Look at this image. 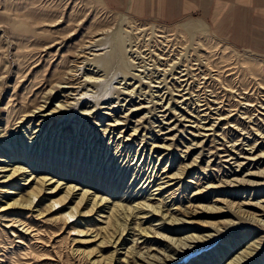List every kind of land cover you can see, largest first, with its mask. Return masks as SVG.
Here are the masks:
<instances>
[{"label": "rangeland", "instance_id": "obj_1", "mask_svg": "<svg viewBox=\"0 0 264 264\" xmlns=\"http://www.w3.org/2000/svg\"><path fill=\"white\" fill-rule=\"evenodd\" d=\"M79 1L90 2L91 9L94 10V12H92V10L88 11L86 8L83 9L82 6L78 4ZM79 1L0 0V130L4 128L6 123L5 107L8 105L10 114L8 123L13 124L16 118L31 112L38 105H42L44 101H47L46 105L49 107L47 112L54 109L55 105L62 103L63 97H59L58 93L55 91L53 95L50 96L44 95L45 92H48L55 81L65 72L77 70L72 67V61L78 53L80 44H82L91 33L96 31L101 32L103 30L108 31L106 41L109 43H105V46H102L99 51L95 52L99 54V63H108L106 71L99 74V80H101L100 86L94 89L90 86L87 87L92 92H86V99L79 100L81 105H78L77 108L73 110L68 108L67 113L59 115L58 118H61L64 114L71 118L70 122L67 123L69 127L66 130V135L63 136L64 138H56L53 136V140L46 141L43 150H41L39 146L37 149L35 147L32 153L30 149L26 151V156L29 157L27 164L24 166L27 171H29L27 173L29 174L34 171L37 173V176L48 175L49 178L54 177V180L59 179L63 184L77 185L80 189L89 190V192L92 193L91 196L96 192L98 196L105 197L108 200L109 203L107 207L119 203L132 206L141 201L140 197H134L132 199V196H135L138 191L134 190L133 187L129 188L133 171L126 172L125 181H121V177L116 181L117 168H114V166L111 167L109 163L105 165L107 158L102 164V160L105 158V156L102 158V155L106 153L102 152V150L99 151L98 148H94L96 142L90 146V149H87L92 139L93 142L99 139V137H95L97 131H95L89 139L94 130V128H92L93 126L90 125L88 130L85 127L86 125L83 128L78 126L82 119L79 116L80 111H89L92 107H96V110L100 107L106 108L110 104L118 106L120 107L119 111L117 107L116 111L114 110L113 112L102 109L95 114V116H98L96 122H98V125H101V127H97V130H103L104 126L106 124H112L115 118L123 120L119 118L127 114V119L132 123H128L126 128L122 126L115 129L113 128V135L109 134V138L113 136L111 141H114L113 144H115L119 138L118 134L122 129L124 130L123 133H121V137L123 136L126 138L132 134V129L135 124L138 123L137 121H139L140 125L138 126L139 130L137 132L139 135L137 138L134 137L132 141L135 144V146H133L134 153L132 151L133 157L136 151H138L133 163L137 159V164L146 169L149 166L151 168L152 166L156 167L158 165V168H166L169 170V174L171 175L177 174L178 171H181L180 169L189 168L183 170L184 180L181 181L179 185L177 184L173 187L174 190L177 189L174 192L175 199L171 202L167 201L171 198L164 200V202H167V209L173 207L172 209L178 210L176 214L173 212L172 216H176L177 219H181L188 224L185 227H182L183 224H179L180 227L174 228V230H178L179 232L172 237L181 239L189 235L196 237H204L208 234L214 235L209 242L194 246V250L185 252L183 256H175L170 249H165L164 243H156L155 240L151 239H148V243H145L147 241L145 238L140 239L138 235L135 236L138 226L140 228H146L151 224L154 225L158 218H153L150 222L139 225L138 219H132L129 221V228L132 230H129V235L124 237V240H127L125 241L126 246L130 247L132 246L131 242H135L136 240L140 242L145 239L142 243L137 244L138 248L136 251L143 253L145 251L147 252V250H153L150 255H155L160 260L159 264H227L237 253L245 249L249 243L258 241L259 244L254 243L256 247H259L254 256L255 259L249 261L248 264H264V226L261 225L260 222H254V220L251 219L256 218V220L264 223V172L259 173L264 169V164H262L264 163V159H259L256 167H253L254 162H249V165H245L243 169H240L234 167V165L230 167L226 163H221L220 165L221 160L216 157V155H228L231 152H234L231 154L235 156L241 153L240 156L243 157H249L246 151H250L253 156H260L264 153V139L261 138L262 134L264 135V111L259 109V97L264 99V94H259V86L256 84L259 83V80H254L251 75L252 73L246 68H242L235 63H233L231 67L230 65L227 66L228 63L223 61L221 57L217 58V56H214L212 60L214 65L220 67V70L214 67L212 69L213 72L211 68L207 69L201 62L200 71L197 67L193 66V70L195 69V71L192 73L193 75L191 74L192 79L190 80L193 83L192 88L195 87L193 88V95H201L200 100L204 101L202 103H205L207 98L211 101H216L215 105L212 102L209 103V105H212V109L217 108L219 110L217 114L223 117L231 115L228 121H222L220 124L215 122V125H219L218 128L215 129V135L218 137L211 135L209 137L194 138L189 134L193 133L197 136L213 133V131L206 132L202 129L198 131L192 128L196 125L202 127L206 125L208 121L202 120L198 123L196 119L188 117L186 112H184L188 111V113L194 117L198 119L202 118L197 116L198 106L195 104L197 101H191V105L189 106L182 103L172 105L170 100L171 96L168 95V89H166V87H164V89L161 90V94H159V97L164 93L166 94L162 99L154 97L158 94H154V96L151 97L146 95V92L149 90L146 88L145 84H143L138 91H136V86L139 83L126 87L122 84L124 83L123 81H125L122 80L123 71L124 73L130 72L136 75L140 74L143 82L152 81H148V78H152L150 73L146 75V72H144L145 74H141L134 71L144 70L145 67L152 69V62L147 60L143 62L140 56L136 57V54L131 55V53H120L118 51L116 53V50L115 52H108L110 50V42L115 38L113 33L115 31L116 22L121 16L133 19L139 24H155L169 29H174L178 25L184 24L190 20H195L206 25L209 32L208 34L212 37V43L220 44L218 52L222 50L223 47L221 46H228L229 49H227V51L230 53L235 51L246 57L249 56L252 60L264 61V12H262V10H264V0H259V3L255 2V4H259V16H257L258 14H254L253 11V15L250 16L247 14L246 9H240L237 6L239 5L237 2L239 0H221L229 5H236L238 9L229 7L227 10H224V13L221 12L218 19L216 17L213 18L216 12L213 5L218 0ZM74 5H76L77 8H74ZM226 13H228V16H226ZM53 22L55 25H53ZM51 24L52 26H50ZM100 37H102V35H98L96 38ZM52 45L53 47H51ZM48 46L50 49H47ZM196 47L197 46H194V54H191L192 60L197 59V57L195 58V54H199ZM112 54L115 55L113 56ZM89 57L92 58L91 56ZM130 60L135 64H132ZM183 60L186 61V57ZM80 61L81 60L78 62ZM128 62L130 64L129 66ZM197 63L199 62L192 61L191 65ZM182 64H180V66L184 65ZM186 64L189 63L186 62L185 65ZM224 65L226 66L223 67ZM160 67L162 68L164 66ZM84 68H86V70L90 68L94 69L92 66L85 65ZM84 68L78 69L79 73H77L80 75L79 77L82 76L80 79L81 82L84 79L83 75L87 74ZM183 68L187 69L183 66L180 70H184ZM176 69L177 68H175L172 73H174ZM177 71L179 70L177 69ZM196 73H198L197 76ZM212 74L219 75V77L212 78ZM102 75L109 80L104 78V76L102 77ZM65 77L68 78L70 76L65 75ZM159 77H161V75ZM170 78L169 76L167 81H171ZM207 78L208 80H206ZM256 79H259V76ZM170 86L171 85H168V87ZM125 87L129 90L135 87V95L130 104L126 106L124 105L130 98L128 99L127 97V100L125 99L126 102L116 99V97L125 98V96H120V91L124 90L123 88ZM140 91L144 94H142V92L140 93ZM78 93H85V90H81V92ZM150 94L151 93H149V95ZM78 97L80 98L79 95L75 96L76 99H78ZM173 98L174 100L179 99L177 97ZM143 99L145 100L143 101ZM244 101H248L249 103L246 102L248 104L251 102V104L248 105L244 103ZM154 102L155 106H153ZM82 104H85V106H82ZM141 106L150 108L146 110L142 109L138 112L133 111L141 108ZM180 108H183L184 111ZM212 109L209 111H214ZM154 110L156 112H153ZM209 111H206V114L214 113H210ZM103 112L111 113V115L115 117L112 116L113 118H108L101 116L100 113ZM164 115L165 119L158 117ZM217 117L219 116H212V118ZM184 118L189 122L180 121ZM160 121H162L163 124H161ZM121 123L124 124V122ZM82 124L84 125L83 122ZM212 124L214 123H209L207 127L209 128ZM74 125L78 126V132L81 129L80 135L78 133L77 136H75L76 132L72 131ZM158 125L163 127L161 132H158L159 128L155 127ZM25 126H27V124H25ZM90 128H92V131L88 133ZM24 129L25 128L20 129L22 134L26 132ZM169 129H173V131L167 135H160ZM152 131L156 134L152 133ZM84 133L86 134L85 139ZM1 134L2 132H0V135ZM23 136H26V138L24 139ZM23 136L21 137V134L16 135L20 140V144L16 147V152L19 154L25 153L24 147H28L27 139L29 135L25 134ZM86 137L88 138V143H86L85 146L83 143ZM165 138L167 140L169 139V141L164 142ZM2 141L0 137V156H2L1 159L7 161V151L2 149L5 141ZM10 141L11 140H9L8 143H10ZM144 143L148 144L145 149L142 148V146L145 145ZM240 143H242V145H240ZM139 144L141 145L139 146ZM152 146L161 149H153ZM197 146L199 147L197 148ZM68 148H70L69 153L67 152ZM217 148L227 150L228 152L224 153L218 151ZM160 156L162 157L161 163H157L158 157ZM133 157L131 159H133ZM18 162L19 161H16L15 164L14 162H10L7 165L13 164V166H16ZM131 162L130 160V163ZM240 162L247 163V161L242 159H239V163ZM1 163L2 162H0V167L3 165ZM13 166H8L7 169ZM130 167L134 169L136 166L132 164ZM222 167L229 169L231 173L234 170L237 171V173H235V175H230V172ZM39 170L42 172H39ZM247 173L259 174L246 176ZM2 175L5 174L0 173V178ZM233 179L248 181L250 185L246 186L243 184L237 189H232L225 188L223 184V189H210L211 187L216 188V186L220 185L221 180L230 181ZM1 180L2 179H0V182ZM186 180L193 182V184L184 183ZM22 183L24 182L19 181L15 184L8 183L7 185L0 184V264H11L13 259V255L10 254L12 253L11 248H15L16 253L20 252V247L22 245L14 243L18 240L15 236H22L24 239L28 240V236L19 233L16 229H13V231H15V236L8 235L10 233L7 229L2 227L5 224L3 219L24 220L32 227L43 231L41 232L42 235L40 238L43 245L47 247L37 246L39 248L36 249V253L48 254L54 261L46 260V262L42 264H89L87 257L81 256L82 258L77 259V255L72 254L71 251L75 249H85L86 252L92 254L98 251H101L104 255L109 253L110 249L96 247L98 242H94V236L99 233L100 228L103 227L102 222L104 218H97L96 215L90 219L77 217L72 223L69 222L63 226L62 216L68 212L72 204H64L63 207L61 206L55 209L56 211H48V206L51 204V201L59 199L64 195L65 190L59 192L54 198L44 195L45 193L42 192L40 200L35 201L37 203V208H11L14 201L23 199L28 191L27 187L21 185ZM120 183H122L121 187H119ZM125 184H127V186L124 189L123 187ZM255 184L258 185L256 186ZM64 186L65 185H63L62 188ZM48 188H50V186H45L44 191L46 192ZM128 188L129 190L127 191ZM79 192L76 193L78 194ZM171 192L172 189H169L167 192H164L163 196ZM194 192H199V195L193 196ZM128 196L129 198H127ZM163 196H161V200H163ZM158 197L159 196L154 197L155 200H151L149 203L153 204ZM238 211L243 212L238 213ZM103 212L105 213L100 215L106 216L109 211L105 209ZM134 217L138 218V216L135 215ZM237 223L241 225L238 226ZM55 234L60 235L54 238L53 236ZM98 238L99 237L95 240ZM9 243H12V245ZM120 251L124 253L125 250ZM166 257L169 258L166 259ZM30 263L37 264L36 262L34 263V261ZM137 263L140 264L141 262L137 261Z\"/></svg>", "mask_w": 264, "mask_h": 264}, {"label": "bare ground", "instance_id": "obj_2", "mask_svg": "<svg viewBox=\"0 0 264 264\" xmlns=\"http://www.w3.org/2000/svg\"><path fill=\"white\" fill-rule=\"evenodd\" d=\"M78 4L81 5L83 9L86 8L88 9V11L92 10L91 9L92 7L90 6V2L88 1H83V2L79 1ZM74 8H77L76 5H74ZM92 12H94V10H92ZM53 25H55V23ZM50 26H52V24ZM114 30L115 31L113 35L115 36V38L113 41L110 42V46H109L110 50L108 52L111 53V52H115L116 50V53L118 51L120 53L121 52L122 53L127 52L129 54L131 53V55L136 54V57L140 56L143 62L144 60L152 62V66H153L152 69L145 67L144 70H134L141 74L146 72V75H149L150 73V76H152V78L151 79L148 78V81L149 80H152V81L143 82L142 78L140 77V74L136 75L130 72L124 73L123 71L122 80H125V81H123L124 83L122 84L127 87V86H133L134 84L139 83L136 86L137 88L136 91H138L139 88H141V86L145 84L146 88H148L149 90L148 92H146L147 93L146 95L151 97V96H154V94H158V95H155L154 97L156 98L158 97L159 99L164 98V95H166L164 93L160 95L159 97V94H161V90L164 89V87H166V89H168V92H167L168 95L171 96L170 100L172 102V105L182 103V104H187L189 106L191 105L190 104L191 101L192 102L197 101L195 103L196 106H198L197 116L202 117L203 119L202 118L198 119L197 117H194L193 115L188 113V111H184L183 108H180V109L186 112L188 117L196 119L198 123H200V121L202 120L204 121L208 120L206 122V125H203L202 127H198L196 125L192 128L198 131L201 129L206 132L213 131V133H210L208 135H197V136L194 135L193 133L189 134L190 136L194 138L195 137H209L211 135L217 136L215 135V132H216L215 129H217L219 125H215V122L220 124L222 121H225V120L228 121L231 115L223 117L222 115L217 114L219 110L217 108L212 109V105H209V103L211 102L214 103L215 105L216 101L214 102L207 98L205 103H202L204 101L200 100L201 95H193L194 93L193 88L195 87L192 88L193 83L192 81H190L192 79L191 74L194 73L195 71V69L193 70V66L197 67L199 70L200 62H201L205 65L207 69L211 68L212 70L215 67V68H218V70H220L219 69L220 67H217L216 65L213 64L212 58L214 56H217V58L221 57L223 61L228 63L227 66L230 65L231 67V65L235 63L239 65L240 67L246 68L247 70H249L252 73L251 75L253 76V79L256 81L259 80V83H256L259 86V94H264V61L252 60L249 58V56L246 57L245 55H241L235 51H232L230 53L229 51H227V49H229L228 46H221L223 48L220 52H218L219 50L218 47H220L219 46L220 44L212 43V37L208 34L209 32H208L206 25L200 21L190 20L184 24L178 25L174 29H169V28H164V27H161L155 24H139L133 19L124 18L121 16L117 20ZM107 33L108 31H105V30L101 32L96 31L94 33H91L90 36L82 44H80V46L78 47V53L75 55V59L72 61L73 63L72 67L77 70H69L68 72H65L62 76H60V78L57 77L58 79L55 81L51 89H49L48 92H45L44 95L50 96V95H53V92L55 91L56 93H58L59 97H63L62 103L55 105L54 109L47 112L49 107L46 105L47 101H44L42 105H38L31 112L23 115L22 117L16 118L13 124H9L8 120L10 119V114L8 110L9 105L7 104L8 106L5 107L6 123H5L4 128L0 130V132H2V134L0 135V137L3 140L2 142L5 141L2 149L7 151V157H6L7 161H5V159H1L2 156H0V162H2L1 164H3L2 167H0V173L5 174L1 176L0 179L2 180L0 184L1 185H7L8 183L15 184L19 181H23L24 183H22L21 185L23 187H27L28 189L27 193L25 194V197L20 200H15L14 203L11 205V208L12 207H19L23 209L37 208V203L35 201L40 200V196L42 192L45 193L44 195H48V196H51V198H54L55 196L59 194V192H61L62 190H65L64 195H62L59 199L52 200L51 204L48 206V211H56L55 209H58V207H61V206L63 207L64 204H69V203L72 204V207L69 208L68 212L64 214V216H62L63 226L66 223H69V222L72 223V221L77 217L78 218L81 217L82 219H90L94 215H96L97 218H104V221L102 222L103 227H101L99 233H97L94 236V242L95 243L98 242L96 247L110 249L109 253L107 255H104L101 251H98L92 254V253L86 252L85 249L72 250L71 251L72 254L77 255L76 256L78 257L77 259L82 258L81 256H85L87 257V260H89V264H139L137 263V261H140L142 264H155V263L159 264L160 260L155 255H150V253L153 250L151 251L147 250V252L145 251L143 253H140L139 251H136V249L138 248L137 244L142 243L143 241H145V239L147 240L145 243H148V239L155 240L156 243L158 242H161V244L164 243L165 249H170V251L174 253L173 255L183 256L185 252L194 250L195 249L194 246L203 244L205 242H209L211 238L214 237V235L208 234L204 237H196L193 235H189L181 239H175L172 237L173 235H176V233L179 232L178 230H174V228L180 227L179 224H183L182 227H185L188 224L181 219H177L176 216H172V213L174 212L176 214L178 210L172 209L173 207L171 209H167L168 207L167 202H164V200L171 198L170 200H167L171 202L172 200L175 199L174 192L177 189L174 190L173 187L176 186L177 184L179 185L180 182L184 180L183 170H187L189 168L180 169L181 171H178L177 174L171 175L169 174V170H167L166 168H162V169L158 168L157 167L158 165L156 167L152 166L151 168L149 166L146 169L143 166L140 167V165L137 164V161H138L137 159L133 163V161L135 160L138 154V151H136L133 157L132 151L134 153L133 146H135V144L132 141L134 137L137 138L139 135L137 134L139 130L138 126L140 125L139 121H137L138 123H136L134 128L132 129L133 131L132 134H130L126 138H124L123 136L121 137V133H123V130H124L122 129L118 134L119 138L117 139L115 144H113L114 141H111L113 139V136L112 137L110 136L109 138V134L113 135V131L117 127L122 126L123 128L124 127L126 128L128 123H132V122H129L130 121L129 119H127V116H128L127 114L124 117L119 118L123 120H118L117 118H115L112 124H106V125L104 124L105 126L103 130H97V127H101V125H98V122H96V119L98 118V116H95V114H97V112L102 109H105L108 112H113L114 110L116 111V108L118 106L110 104L106 108L100 107V108H97V110L95 109L96 107L94 108L92 107V109H90L89 111L82 110L79 113V116L82 119L78 126H81V128H83L86 125L85 127L88 130L89 126L92 125L93 126L92 128H94V130L92 131V128L89 129L88 133H91L92 131L89 139L91 138L92 134L95 133V131H97V134H95V137H99V139L97 141L95 140L94 142L92 139L87 149H90V146L96 142L94 145V148L96 149L98 148L99 151L102 150V152L106 153L105 155H102V158L105 156V158L102 160V164L107 158L105 165L109 163L111 167L114 166V168L115 167L117 168L116 169V172H117L116 181L120 177H121V181H125L126 172L133 171L132 180L130 182L129 188L133 187L134 190L138 191L137 193L135 192L136 195L132 196V199L134 197H140L141 201L135 203L132 206L123 205V203L122 204L119 203V204H113L111 207H107V204L109 203L108 200L105 197L98 196L96 192H94V194L91 196L92 193L89 192V190L87 189L85 190L80 189L77 187V185H67L66 183L63 184L59 179L54 180V177L49 178L48 175H42V176L38 175L37 176V173H35L33 170H32L33 171L32 173L28 174L27 172L29 171H27L26 167H24L29 160V157L26 156V151L28 149L31 150V153L35 149V147L37 149V147L40 146L41 150H43L45 147L44 144H46V141L53 140L52 139L53 136L56 138L57 137L62 138L63 136L66 135L67 133L66 130L69 127L67 126V123L70 122L71 118L69 116H66V114H64L61 118H58L59 115H62V113H67L68 108H71V110H73V109H76L78 105H81L79 100H82L84 98L86 99V94H87L86 92H92L87 87L90 86L94 89L100 86L101 80H99V74L103 71H106L108 63L107 62H103V64L99 63L98 61L99 54L95 52L99 51L102 46H105V43L106 44L109 43L108 41H106ZM98 35H102V37L96 38ZM194 46H197L196 50L198 49L199 54L198 55L195 54V58L197 57V59L192 60L191 54L192 53L194 54V50H195ZM51 47H53V45ZM47 49H50V47L48 46ZM89 56H91L92 58H90ZM185 57H186V61L183 60L185 59ZM79 60L81 61L78 62ZM192 61H197L199 63L191 65ZM130 62L132 64L134 63L131 60ZM186 62H188L189 64L185 65ZM180 64H182L187 69L183 68L184 70H180L181 67H183V66H180ZM84 65L92 66L94 67V69L90 68L86 70V68H84ZM129 65L130 64L128 62V66ZM160 66H164V67L161 68ZM225 66L226 65H224L223 67ZM82 67L85 69V71H87L86 72L87 74L83 75L84 79L81 82L80 79L82 78V76L79 77L80 75L77 73H79L78 69ZM168 68H171V69H168ZM175 68H177L179 71H177L176 69V71L172 73L173 70H175ZM205 73H206V70H205ZM158 74H160L161 77H159L160 75ZM197 74L198 73H196V76ZM65 75H68L70 77L66 78ZM94 76H98V77H94ZM103 76L104 75H102V77ZM169 76L171 77L170 78L171 81H167V78ZM258 76H259V79H256L258 78ZM215 77H219V75H213L212 78H215ZM104 78H107V77L104 76ZM222 78H225V77H222ZM206 80H208V78ZM126 81H130V82H126ZM168 85H171V86L168 87ZM126 87L123 88L124 90L120 91V96H125V98L116 97L117 100L119 101L123 100L125 102L127 100L126 99L127 97L128 99L130 98L124 106L130 104L133 96L135 95V91H134L135 87L132 88L131 90H129ZM79 89L85 90V93L79 94L78 92H81V90ZM116 89H119V88H116ZM141 92L142 91H140V93ZM149 93L151 94L149 95ZM211 93H214V92H211ZM142 94L144 93L142 92ZM78 95L80 96V98L78 97V99H76L75 96H78ZM173 97H177L179 99L174 100ZM262 99L263 98L259 97V109L264 111V99L263 100ZM144 100L145 99H143V101ZM246 102L244 101V103ZM218 103H219V100H218ZM83 105L85 106V104H82V106ZM153 106H155V102ZM149 108L150 107H147V106H141V108H138L133 111L138 112V111H141L142 109L146 110ZM119 109L120 107H118V111ZM211 109L214 110V111H211L214 113L206 114V111H209ZM153 112H156V111L154 110ZM160 112H163V111H160ZM100 114L101 116L108 117V118H111L112 116L115 117L114 115H111V113L103 112ZM213 115H218L219 117L212 118ZM158 117H162V119H165L164 118L165 115L158 116ZM212 120H217V121H212ZM180 121L189 122L185 118ZM82 122L84 123V125L82 124ZM121 122H124V124H122ZM211 122L214 124L210 125V127L208 128L207 126ZM160 123L163 124L162 121H160ZM25 124H27V126H25ZM78 126L74 125V129L72 130L76 132L75 136H77L78 133L79 135L81 133V129L78 132ZM155 127L159 128L158 132H161L163 130V127H161V125H158ZM185 127H188V126H185ZM23 128H25L24 130H26L24 134H22V132L20 131V129H23ZM172 131L173 129H169L166 132L161 133L160 135L161 136L167 135L171 133ZM152 133H155V132L152 131ZM19 134H21V137L25 134L29 135L27 139L28 147L27 146L24 147L25 153L23 154H19L16 152L17 150L16 147L18 146V144H20L19 143L20 140L19 138L16 137V135H19ZM85 135L86 134L84 133V139H85ZM23 137L24 139L26 138V136H23ZM261 138L264 139L263 134ZM9 140H11L10 143H8ZM165 141H169V139L167 140L165 138L164 142ZM86 143H88L87 137L83 144L86 146ZM112 144H113V147L115 146L114 149L112 147ZM144 144L145 145L142 146L143 149H145L146 145H148L147 143H144ZM140 145L141 144H139V146ZM240 145H242V143H240ZM198 147L199 146H197V148ZM152 148L161 149V148H157L156 146H152ZM217 150L222 151L224 153L228 152L227 150H222L218 148ZM69 151H70V148H68L67 152L69 153ZM231 153H234V152H231ZM231 153L228 155L225 154L221 156L216 155V157H218L221 160L220 165L221 163H226L230 167L234 165V167L243 169L245 165L250 164L249 162H254L253 167H256L257 161H259V159H264V153H262L260 156L259 155L253 156V154H251L250 151H246V154H249L248 155L249 157L240 156L241 153L240 154L235 153L236 156ZM132 157L133 159H131ZM161 159H162L161 156L158 157L157 163H161L160 162ZM239 159L245 160L247 161V163H243V162L239 163ZM130 160L132 161L131 163H130ZM16 161H19L18 165L16 166H13V164L7 165L10 162H14L15 164ZM132 164L136 166L134 169L130 167V165ZM8 166H13V167H11L10 169H7ZM222 168L227 169L225 167H222ZM227 171L230 172L229 169H227ZM39 172H42V171L39 170ZM263 172H264V169H262V171H260L259 173H263ZM235 173H237V171L234 170L232 173L230 172V175H235ZM258 174L257 173H247L246 176H254ZM184 183L193 184V182L188 181V180H186V182ZM221 183L220 185L216 186V188L211 187L210 189H215V190L223 189V184L225 188H232V189H235V188L237 189L241 187V185L243 184L246 186L250 185L248 181L238 180V179H233L230 181L221 180ZM127 184L124 185L123 187L124 189L126 188ZM63 185L65 186L62 188ZM121 185L122 183H120L119 187H121ZM255 185L257 186L258 184H255ZM45 186H50V188H48L46 192L44 191ZM217 187H220V188H217ZM129 188L127 189V191L129 190ZM169 189H172V192L167 193V195L163 196L164 192L165 191L167 192ZM76 192H79V193L77 194ZM197 195H199V192L193 193V196H197ZM156 196H159L158 199H156V201L153 204L149 203L151 200H155L154 197ZM161 196H163V200H161ZM127 198H129V196ZM105 209H108L109 211L107 212L108 215L106 216L100 215L102 213H105L103 212L105 211ZM242 212L243 211H238V213H242ZM134 215L138 216V218H135ZM153 218H158L157 222L154 223V225L151 224L150 226L146 228H140L138 226V228L136 229L137 234L135 236L138 235L140 239L142 238H145V239L140 242H137V240L135 242H131L132 246L127 247L125 244V241L127 240H124V237L128 236L129 232L132 230L129 228V221H131L132 219H136V220L138 219V225H139L145 222H150V220H152ZM251 219L254 220V222H258V223L260 222V224L264 226V223H262L259 220H256V218H251ZM3 221H5V224L2 227L4 229H7V231L10 233L8 235L15 236L14 235L15 231H13V229H16V231H18L19 233H22L23 235L28 236V240L24 239L22 236H18V235L15 236L18 240L14 243H18L22 246L20 247V252L18 253H16L15 248H11L12 253L10 254L13 255L11 264H32L33 262L30 263L31 261H34V263L36 262L37 264H42L43 262L45 263L46 260L54 261L52 260V258L48 256V254L46 255V254L36 253L37 252L36 249L39 248L37 246H40V247L44 246L40 238V236L42 235L41 232L43 231H41L40 229H36L35 227H32L31 225L27 224L26 221L20 220V219L19 220L18 219H3ZM237 224L238 226L241 225L240 223H237ZM59 235L60 234H55L53 237L56 238ZM97 237L99 238L95 240ZM89 243H93V242H89ZM254 243L259 244L258 241L249 243V245L245 247V249L237 253V255H235V257L227 264H248L249 261H252L253 259H255L254 256L256 255V252L258 251L259 247H256ZM9 244L12 245V243H9ZM44 247H47V246H44ZM222 247H225V246H222ZM120 250H125V251L124 253H122ZM156 253L160 254L159 252H156ZM167 258L169 257H166V259Z\"/></svg>", "mask_w": 264, "mask_h": 264}, {"label": "crops", "instance_id": "obj_3", "mask_svg": "<svg viewBox=\"0 0 264 264\" xmlns=\"http://www.w3.org/2000/svg\"><path fill=\"white\" fill-rule=\"evenodd\" d=\"M225 1H228V0H225ZM237 2L239 3V5L237 6L240 9H246L248 15L252 16L253 15L252 11H253L254 14H258L257 16H259V4H255V2L259 3V0H239ZM229 7L233 9H238L236 5H232V4L229 5L226 2H222L221 0H218L213 5V8L216 10L215 14L213 15V18L216 17L218 19L221 15V12L224 13V10H227V8ZM262 12H264V10H262ZM226 16H228V13H226Z\"/></svg>", "mask_w": 264, "mask_h": 264}]
</instances>
